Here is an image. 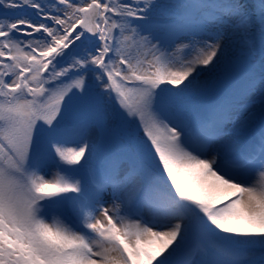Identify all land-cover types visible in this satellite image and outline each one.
I'll return each instance as SVG.
<instances>
[{
    "label": "snow or ice",
    "instance_id": "6c2138e0",
    "mask_svg": "<svg viewBox=\"0 0 264 264\" xmlns=\"http://www.w3.org/2000/svg\"><path fill=\"white\" fill-rule=\"evenodd\" d=\"M0 264H264V0H0Z\"/></svg>",
    "mask_w": 264,
    "mask_h": 264
},
{
    "label": "rangeland",
    "instance_id": "374dc122",
    "mask_svg": "<svg viewBox=\"0 0 264 264\" xmlns=\"http://www.w3.org/2000/svg\"><path fill=\"white\" fill-rule=\"evenodd\" d=\"M159 2L168 3V2H171V0H159ZM202 79H204V78H202ZM210 87H211V85H209V88H210ZM209 88H208V89H209ZM198 94H199V96H200L201 93L190 94V95L185 96V97L183 98V103L188 107V102H190V100L193 99V98H195ZM254 99H255V97H254ZM188 108H189V107H188ZM255 111L258 112V107L255 109ZM248 118H249V113H247V112L244 113V115H243V117H242L240 123H243L244 121H247ZM240 123L233 124V123L229 122V123L226 125V127H227L228 129H232V128H234V127H239V126H240ZM254 123H255V121L250 122L249 126L254 128ZM225 139H226V138H225ZM54 171H55V167H54V166H49V169L47 170V172H48V176L50 177L51 174H52ZM97 215H99V214H97Z\"/></svg>",
    "mask_w": 264,
    "mask_h": 264
},
{
    "label": "trees",
    "instance_id": "16d2710c",
    "mask_svg": "<svg viewBox=\"0 0 264 264\" xmlns=\"http://www.w3.org/2000/svg\"><path fill=\"white\" fill-rule=\"evenodd\" d=\"M216 91L217 89L215 87H211L210 89H208L207 91H205L204 93H201L200 96H198L192 103H190V105L192 106V108H197V105L202 103L203 101H205L208 97H210L213 93L214 95H216Z\"/></svg>",
    "mask_w": 264,
    "mask_h": 264
}]
</instances>
